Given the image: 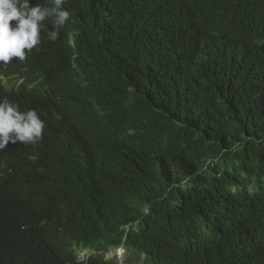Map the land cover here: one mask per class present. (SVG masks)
I'll return each mask as SVG.
<instances>
[{
  "label": "trees",
  "instance_id": "trees-1",
  "mask_svg": "<svg viewBox=\"0 0 264 264\" xmlns=\"http://www.w3.org/2000/svg\"><path fill=\"white\" fill-rule=\"evenodd\" d=\"M63 7L0 66L46 124L0 151V264H264V0Z\"/></svg>",
  "mask_w": 264,
  "mask_h": 264
},
{
  "label": "clouds",
  "instance_id": "clouds-1",
  "mask_svg": "<svg viewBox=\"0 0 264 264\" xmlns=\"http://www.w3.org/2000/svg\"><path fill=\"white\" fill-rule=\"evenodd\" d=\"M67 0H50L49 7L30 6L29 0H0V66L14 58L24 61L33 49L39 51L45 21L51 20L53 29L47 32L50 41H56L59 30L70 21L72 13L63 5ZM15 21L14 25L10 22ZM45 121L34 109L21 111L8 98L0 99V151L11 142L23 145L42 139ZM83 259V254H81Z\"/></svg>",
  "mask_w": 264,
  "mask_h": 264
},
{
  "label": "rangeland",
  "instance_id": "rangeland-1",
  "mask_svg": "<svg viewBox=\"0 0 264 264\" xmlns=\"http://www.w3.org/2000/svg\"><path fill=\"white\" fill-rule=\"evenodd\" d=\"M109 256L117 260V264H124V262H133L135 256L131 253L128 248H120L118 250H113L109 252ZM133 264H142V259L140 257Z\"/></svg>",
  "mask_w": 264,
  "mask_h": 264
}]
</instances>
